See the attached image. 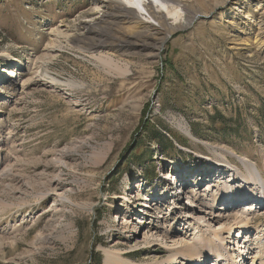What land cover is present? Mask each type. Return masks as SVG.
<instances>
[{
  "label": "rangeland",
  "instance_id": "rangeland-1",
  "mask_svg": "<svg viewBox=\"0 0 264 264\" xmlns=\"http://www.w3.org/2000/svg\"><path fill=\"white\" fill-rule=\"evenodd\" d=\"M112 1L156 28L151 7L192 24L160 51L86 54L77 21L98 9L84 19L99 23L97 0H0V264H105L119 250L184 264L202 240L195 264H264V210L247 211L264 198V0ZM96 28L107 43L132 32ZM241 187L256 200L234 204Z\"/></svg>",
  "mask_w": 264,
  "mask_h": 264
},
{
  "label": "bare ground",
  "instance_id": "bare-ground-1",
  "mask_svg": "<svg viewBox=\"0 0 264 264\" xmlns=\"http://www.w3.org/2000/svg\"><path fill=\"white\" fill-rule=\"evenodd\" d=\"M137 1L139 4H142L145 0H137ZM173 1H175V0H173ZM97 2H99L100 5L103 8H105V12H103L101 17L98 19L99 23L95 24V21L91 22V21L84 19L86 17L88 18L89 15H92L96 12H99L98 9L82 14L77 21L78 23L76 26V28H77L76 30L78 31L77 33H79L78 38H79V42H80V47L83 48L82 51L86 54H91L92 50L96 51V50H102V49L103 50L104 49H110V50H112L113 53H116L119 48H121L123 46L124 47L125 46H131V45L132 46H141L143 48H152L154 50L160 51L161 48L164 46V44L167 42V40L172 36V34L176 30L186 29L192 24V20H189V19H187L185 21L179 20L180 14L177 13L176 11L169 10L168 14L173 15L175 17L174 23L170 25L167 22L164 15H162L161 13H159L158 11H156L154 8L151 7V8L147 9V12L160 25L159 28H156L153 25H148L146 22L139 20V18L133 14L121 11V8L117 4H115V2H113L112 0H97ZM100 23H106V24L111 25V26H116L118 23H122L124 25H128L131 28L130 30L132 32H129L127 34L126 33L122 34L121 32L120 33L118 32V34H121V36L120 35H118L120 37L116 36L115 40L112 43H107L105 41L96 40V38L91 37V35H101L98 28H96V26ZM63 27H66V26L64 25ZM66 30H70L69 27H67ZM131 37L137 38L139 42H132L130 40ZM53 48H54V50L58 49V47L50 46L49 50L52 51ZM46 58L43 59L44 60L43 65L47 63ZM49 58H52V57H49ZM8 66H11V64H9ZM46 71L47 70L45 69V72ZM0 72H6V71L1 70ZM8 74H9L8 75L9 77H7L6 80H2V84L11 81L14 78H17L15 76V73L13 70H9ZM39 82L46 84L48 82V74L43 75L41 77V81H39ZM55 88L58 89L57 86ZM226 160L230 161V158L227 157ZM209 165L211 166V168L206 175H210V177H212L211 175H214L218 170H219V173H221L220 175L224 176L222 178L223 180H227L228 176L231 174L234 175V172H232V170H228V169L226 170V167L223 164H221V165L209 164ZM204 173L205 172H202L201 174L204 175ZM178 178H180V177L177 176L176 179H178ZM242 181L247 186H251L250 179L246 176L243 179H238V178L234 177V179L231 180V182L233 184H237L238 182H242ZM183 184H185V182H183ZM235 186L238 187L237 185H235ZM241 188H238V190L240 192H243V195L242 194L239 195V197L235 200L234 204L247 203L250 201L254 202L256 200L255 194L256 193L259 194V192L255 193V190L254 191L249 190L246 192L245 190H243L244 189L243 187H241ZM209 189H210V186L206 190H209ZM166 192H167V194L165 193L166 198L163 197V200H162L163 204H165V205H167L166 202H169L168 201L169 196L167 197V195L170 194V192L168 190ZM234 196H236V195H234ZM209 198L210 199L213 198L214 205L218 202V199H219L217 197L210 196V195H209ZM261 199H260L261 204L260 203L259 204H252V205L248 206L247 211L248 210L249 211L257 210L258 208H261V210H264V207H259L260 205L264 206V198L262 200ZM150 201L156 203V202H158V198H156V196H155V197L151 198ZM201 201H202V206L204 208L208 209L209 207L207 205V200L204 198L203 200L201 199ZM122 207L124 208L123 205H122ZM125 207H126V209L127 208L130 209V201L126 203ZM150 208H152V203H151ZM233 208H235V207H233ZM218 210H225V208L222 209V207H221V208H218ZM249 211H248V213H249ZM138 212L140 213L141 211H138ZM245 213H246V211L244 212V214ZM250 215H252V213L251 214L249 213L248 216H250ZM230 219H234L235 222L237 221L235 223V225L237 227L244 223V221H238L239 218H235V216L230 217ZM124 226H125V230H127L129 226L130 227L135 226V223L129 222V223L125 224ZM244 227L245 228L241 229V231H243L246 234L248 231L247 225L244 224ZM114 231H116V230H112V232H114ZM125 232L127 233L129 231H125ZM168 236L169 235L166 234L164 237L167 239ZM215 238L218 239V241H220L219 234H215ZM204 240H206V239L204 238ZM202 243H203V240L198 242V247L193 245V244H188V245H185L184 247H182L180 249L181 254L186 257V258H182V260L187 261L184 264L198 263V260H200L202 256L200 257V256L196 255L195 250L203 248V247L206 248L205 244H202ZM244 245L245 246L240 247V248L241 249L244 248V250H245L247 245H246V243H244ZM247 249H249V248H247ZM246 251H247L246 255H249V253H250V251H252V249H249V251L248 250H246ZM246 251H244V252H246ZM166 252H168V251L162 250V249H157L154 253L164 254ZM244 252L241 251L240 257H244ZM126 256H127V252H124V250H119V252H115V253H109L107 258L105 259V264H133L132 262L129 261V259L126 258ZM175 260H176L175 264H181V261H179L178 258ZM222 261H223L222 256L218 255L217 264H221ZM165 264H170V263H165ZM203 264H205V263L203 262Z\"/></svg>",
  "mask_w": 264,
  "mask_h": 264
},
{
  "label": "trees",
  "instance_id": "trees-1",
  "mask_svg": "<svg viewBox=\"0 0 264 264\" xmlns=\"http://www.w3.org/2000/svg\"><path fill=\"white\" fill-rule=\"evenodd\" d=\"M157 137H158V136H157ZM157 137L155 138L156 140H158Z\"/></svg>",
  "mask_w": 264,
  "mask_h": 264
}]
</instances>
